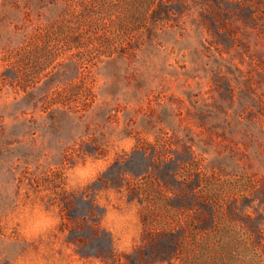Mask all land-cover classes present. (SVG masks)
<instances>
[{
  "label": "rangeland",
  "instance_id": "1",
  "mask_svg": "<svg viewBox=\"0 0 264 264\" xmlns=\"http://www.w3.org/2000/svg\"><path fill=\"white\" fill-rule=\"evenodd\" d=\"M89 1L0 0V264L42 249L50 262L56 244L77 264H264V0H181L152 35L131 28L144 12L127 4L96 33ZM63 14L81 35L53 40V61L11 56L24 32ZM129 37L140 47L119 55ZM57 61L65 70L41 90L52 98L66 88V106L27 97L7 74L12 63L28 87L40 85ZM123 138L133 147L96 182L65 190L67 167ZM110 187L141 204L143 243L131 255L114 251L100 224L97 198ZM36 199L61 223L29 240L14 219ZM201 203L211 211L202 230Z\"/></svg>",
  "mask_w": 264,
  "mask_h": 264
},
{
  "label": "clouds",
  "instance_id": "2",
  "mask_svg": "<svg viewBox=\"0 0 264 264\" xmlns=\"http://www.w3.org/2000/svg\"><path fill=\"white\" fill-rule=\"evenodd\" d=\"M133 145L134 142L130 138L118 139L114 140L105 157L98 158L94 154H87L82 159H77L63 173L65 190L71 193L93 184L114 163L113 157L116 152L130 151ZM128 195L123 188L118 190L110 187L100 193L97 206L105 210L100 218V224L103 230L111 235L113 250L131 255L142 246L143 222L140 215L141 204L136 199L128 202ZM14 223L19 224L20 231L29 240L47 239L56 232L61 218L58 208L46 207L36 199L34 203L21 210ZM56 248H62V257L55 255ZM47 255L48 251L42 249L35 258L21 259L19 264H77V257L70 247L54 245L50 262L44 259Z\"/></svg>",
  "mask_w": 264,
  "mask_h": 264
},
{
  "label": "trees",
  "instance_id": "3",
  "mask_svg": "<svg viewBox=\"0 0 264 264\" xmlns=\"http://www.w3.org/2000/svg\"><path fill=\"white\" fill-rule=\"evenodd\" d=\"M180 2H183L181 0H90L88 2V6L92 11V16L89 19L91 23V27L93 28V31H97L96 33H106L108 30H111L114 28L113 22H115L116 16L114 13H116L119 10H122L126 4L128 6L136 7V9L139 10V7L143 13L144 18H141V21L144 23L142 25H137L136 29L134 25L131 26V28L134 30L147 28L149 30L148 32L154 34V28L153 26H156V23L160 21H164L165 19H168L171 15V13L174 12V10L180 12L182 11ZM136 6H135V5ZM146 16V19H145ZM118 17V15H117ZM139 19V18H138ZM60 25L57 24L56 21H49L46 23V26L44 27H35L34 29H31L30 31L24 32L23 36L20 39V44L16 45L14 48V51L12 52V57L18 58L19 56H23L25 54H28L29 57L35 62H38V67H42L43 65L48 64L49 62L53 61L55 59L56 53L51 49L50 43L55 40L59 39L60 35L66 31L69 30L71 37L70 41L75 42L79 39L81 35V31L78 29V26L75 25L72 21L68 20V17L66 15H62L61 19L59 20ZM140 31V30H139ZM112 32V31H111ZM94 39L97 38L96 35L93 33ZM104 47L109 48V44L107 41H104ZM123 51L119 53V55H123L127 52V50H134L136 48L140 47V41L137 38H128L123 42ZM39 46L40 49V55L36 54V48ZM114 51L104 49L102 53L104 55L110 56ZM64 59V58H63ZM60 62H55L52 64V68L45 73L47 76L49 73L50 75L41 82L40 85H31L28 87L23 81L20 79V74L17 66H14V64L10 63V66L7 67V74L8 76H12V78H15L16 82L18 83V86L25 91L27 94L26 96L29 98H36L37 101H47L49 100L48 92L42 91V88H47L46 85L54 80L56 75L65 70L66 64ZM42 65V66H41ZM52 72V73H51ZM66 88H62L59 91H57L51 98V101L53 104H60L62 106H66L67 101H64V99L61 97L65 94ZM62 94V95H61ZM32 100V99H30ZM50 101V100H49ZM68 106V105H67ZM70 107V105H69ZM198 179V178H197ZM201 199L199 197H196L195 201L199 202ZM200 204V203H199ZM204 211H208V213H205ZM210 209L206 204L201 203L199 214L202 216V219L197 221V225L199 229H205L208 226V216L210 214ZM181 232L179 234L184 233V227L180 229ZM158 235H162V233H159ZM176 236L172 231L170 232V237ZM156 241V240H154ZM173 241V240H172ZM171 248L175 246V243L172 242V244L169 245ZM167 254V253H166Z\"/></svg>",
  "mask_w": 264,
  "mask_h": 264
}]
</instances>
